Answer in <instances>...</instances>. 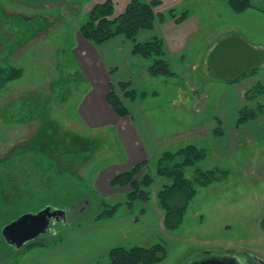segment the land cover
Masks as SVG:
<instances>
[{"label":"rangeland","instance_id":"rangeland-1","mask_svg":"<svg viewBox=\"0 0 264 264\" xmlns=\"http://www.w3.org/2000/svg\"><path fill=\"white\" fill-rule=\"evenodd\" d=\"M252 1L264 7V0ZM85 2L34 7L0 0V69H23L22 77L0 89V264H44L64 257L76 264H108L113 246L158 242L167 247L168 256L157 264H187L202 253L226 250L252 253L264 262V139L251 142V136L240 135L230 146L219 134L197 133L216 119L219 100L229 98L227 78L254 66H259L257 72L246 78L264 77V61L259 64L264 60V14L255 8L236 13L228 0H188L202 27L193 38L201 39L199 47L183 64V79L152 76L150 58L129 63L146 72L145 84L137 89L148 95L139 101L158 133L187 132L168 150L189 144L207 150L205 159L186 168V176L192 178L197 167L229 171L226 179L199 188L181 226L168 230L157 192L169 179L157 176L150 201L129 208L126 192L114 190L107 180L110 166L124 153L118 135L111 127L93 129L84 117L88 99L100 85L92 83L82 65V58L89 57L79 32L90 10ZM229 33L234 35L225 38ZM124 74L122 68L112 71L115 80L110 82L117 84ZM258 83L264 87V80ZM249 90L244 107L263 105L259 97H246ZM245 123L236 121L234 127ZM156 161L149 168L154 174ZM101 199L122 206L111 219L72 230V214L77 220L80 211L78 220L86 221L101 210ZM46 208L67 210V221L58 222L54 233L41 235L36 246L16 247L5 240L6 224ZM64 228L70 232L59 240ZM93 229L99 234L91 235ZM93 237L102 240L103 252L76 262L75 242L85 248L95 245Z\"/></svg>","mask_w":264,"mask_h":264},{"label":"trees","instance_id":"trees-1","mask_svg":"<svg viewBox=\"0 0 264 264\" xmlns=\"http://www.w3.org/2000/svg\"><path fill=\"white\" fill-rule=\"evenodd\" d=\"M228 3L236 13H243L250 8H255L264 14V7L257 5L252 0H228ZM161 4V0H130L125 10L117 14L115 3L112 0L97 2L88 11L87 19L80 24L79 32L84 39L96 44H101L116 36L123 35L133 41L132 53L134 55L153 60L149 66V73L152 76H174L176 73L165 58L166 50L161 38L152 37L144 41L137 40V36L142 31L152 29L157 21L163 22L167 17H171L175 18L177 22H182L188 18V11L180 13L174 8H170L166 12L159 9ZM263 61L259 64L263 63ZM258 68L259 66H254L238 76L229 77L228 83L239 82L256 73ZM22 75L23 69L15 66L0 69V89L6 83L16 80ZM108 87L107 102L119 116H132V111L125 102V98L135 101L148 95L146 91H139L132 87L130 80H122L117 84L109 82ZM263 93L264 87L258 83L246 93V97L253 99ZM262 114H264V104H259L256 109L243 107L240 110L237 124L240 125ZM215 134L223 135V128H217ZM207 154L205 148H200L193 144L176 151L166 150L156 161L155 174L149 170L151 161L146 159L111 177L110 184L114 187L127 188L126 205L133 209L137 202L147 203L150 201L152 198L151 188L156 182L157 176L169 179L168 182L163 183L158 189L157 196L158 203L164 211V227L168 230H176L184 221L189 204L198 193L199 188L209 186L215 181L226 179L229 176V171L221 168L203 169L197 167L194 176L192 178L187 177L186 168L195 166L198 162L205 159ZM101 206V210L95 216L87 218L88 220L85 219L86 221L78 220L79 216L83 215L80 211H78L77 220L74 217L75 214H72L70 218L72 230L78 226L113 218L122 203L109 204L101 199ZM141 212L146 213L144 206H142ZM261 226L264 228V218L261 220ZM64 230L61 229L59 240H64L70 232L65 228ZM38 244L44 245L46 243ZM34 245L36 246L37 244L32 243V246ZM210 252L214 253V251ZM228 252L236 254L238 251L231 250ZM108 253L110 258L108 264H157L167 258L168 249L163 243L158 242L151 246L136 245L127 247L116 245L110 248ZM204 255H207V253H202L199 256Z\"/></svg>","mask_w":264,"mask_h":264},{"label":"crops","instance_id":"crops-1","mask_svg":"<svg viewBox=\"0 0 264 264\" xmlns=\"http://www.w3.org/2000/svg\"><path fill=\"white\" fill-rule=\"evenodd\" d=\"M11 1L34 7H45L49 5L48 3H50V7H57L74 0ZM76 1L77 0H75V2ZM103 1L105 0H86L85 9L88 11V9H90L94 4ZM112 1L115 3L117 14L123 12L130 2V0ZM161 1L162 4L159 6L160 10L166 11L170 8H174L180 13L189 11L188 18L182 22H177L175 18L171 17H167L163 22L157 21L152 29L142 31L137 36V40L144 41L152 37L161 38L164 42L166 50L165 58L169 62L172 70L176 73L173 77L183 79V76H185L183 64L188 62L186 57L192 52V49L198 48L200 45L199 41L201 39L196 41L193 38L197 34L196 32H199L200 27H202V20L200 16L190 11L187 4L188 0ZM179 7L182 10H179ZM245 12H247V10ZM233 35L234 34L229 33L224 37L229 38ZM82 40L85 44L82 45L85 49L84 52H86L89 56L86 60L84 59L85 57L82 58L83 68L88 73V77L94 85H99L100 82L99 87H95L92 95L88 99L89 104L87 110H84V117L87 119V124L93 129L103 128V130H108L110 127L113 128L115 134L118 135L120 146L124 151L119 160L110 166L111 172L109 173L107 179L110 182L111 177L123 170L131 168L137 162L147 159L151 161V164H153L164 151L168 150L174 143L181 140L182 137L187 136V132L177 133L176 135L168 132L158 133L157 128L149 119L146 111L142 109L139 98L135 101L128 99L129 103H132L130 104L132 107L127 104L132 111V116H119L108 104L106 95L109 91L108 84L112 79H114L111 76L113 69L116 70L118 68H122L125 72L123 80H130L132 82V87L136 89L145 84V70L137 68L138 63H136L135 67L129 65L131 61L136 62L142 60L140 59V56L132 53L134 45L132 40L127 39L123 35H119L99 44L98 47H96L95 43H91V41H88L83 37ZM210 45L211 44H209L208 47H210ZM156 78H160V76ZM193 78H195L194 75L190 79ZM101 79L103 80L101 81ZM263 80L264 77L262 75H256L253 78H245L236 83H228L226 88L230 91V95L229 98L226 97L225 99L222 98L219 100V111L217 112L216 119L209 126H206V128H198L197 133L200 132L215 135L216 129L222 127L224 134L221 136L222 138H226L224 142L228 143L230 146H233V144L238 141L240 135L247 134L251 136V142H257L264 139V114L243 124L239 128L234 127L239 118L240 109L247 104L244 103V92ZM258 97L259 102L264 104V93ZM252 101L254 102V100L249 102L253 103ZM218 140H220L219 143L222 142L220 138ZM219 146L220 148L217 152L221 154V152H224V149L220 144ZM115 159L117 160V158ZM98 183L102 185L100 181H98ZM113 189H118V191L119 189H122L123 192L127 191L124 187H114ZM93 230L94 231L91 232V235L99 234L98 230ZM101 231H103L102 235H106L105 232L108 230L105 231L103 229ZM97 238L98 237H93L95 245L86 246L85 248L81 245L77 246L80 243L75 242L77 245H74V247L78 249L75 251L77 254L76 262L81 260L83 257H87L88 259H90V257L94 258L96 255H99V253L103 252L101 251V245L103 244L102 240H98ZM80 255L81 258L79 259ZM49 259L51 260L49 261ZM49 259L44 260V264H76L72 259L67 257L60 260H57L58 258Z\"/></svg>","mask_w":264,"mask_h":264},{"label":"water","instance_id":"water-1","mask_svg":"<svg viewBox=\"0 0 264 264\" xmlns=\"http://www.w3.org/2000/svg\"><path fill=\"white\" fill-rule=\"evenodd\" d=\"M65 210L46 208L37 213H26L6 224L3 228L5 240L16 247L25 246L28 242L34 241L45 233L52 230V225L65 216ZM54 217L53 220L50 218ZM207 255L198 256L190 260L187 264H242L237 255L245 254L254 259L257 264L264 262L256 255L248 252L238 251L236 254L223 252H206Z\"/></svg>","mask_w":264,"mask_h":264},{"label":"flooded vegetation","instance_id":"flooded-vegetation-1","mask_svg":"<svg viewBox=\"0 0 264 264\" xmlns=\"http://www.w3.org/2000/svg\"><path fill=\"white\" fill-rule=\"evenodd\" d=\"M54 219V217H52V218H50V220H53ZM65 221H67V214L65 213V216L63 217V219L61 218V219H59V220H57L53 225H52V230L50 231V233L52 232V233H54L55 231V228H56V224L58 223V222H65ZM55 227V228H54ZM39 238H37L36 240H34V241H30V242H28L26 245H30L31 243H34V242H36L37 240H38ZM237 257H238V260H239V262L240 263H242V264H251V263H254V264H257L255 261H254V259L252 258V257H250V256H248V255H243V254H238L237 255Z\"/></svg>","mask_w":264,"mask_h":264}]
</instances>
